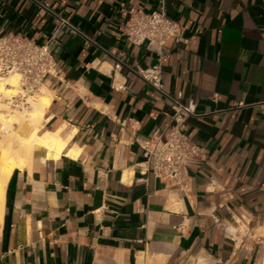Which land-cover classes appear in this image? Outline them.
<instances>
[{
  "label": "crops",
  "instance_id": "crops-1",
  "mask_svg": "<svg viewBox=\"0 0 264 264\" xmlns=\"http://www.w3.org/2000/svg\"><path fill=\"white\" fill-rule=\"evenodd\" d=\"M162 4L187 40L167 43L165 91L195 106L182 131L207 153L187 194L138 144L170 127L172 102L135 73L157 55L124 30ZM61 19L80 33L53 38ZM0 30L50 46L42 131L70 139L11 176L0 264H264V0H0Z\"/></svg>",
  "mask_w": 264,
  "mask_h": 264
},
{
  "label": "built area",
  "instance_id": "built-area-1",
  "mask_svg": "<svg viewBox=\"0 0 264 264\" xmlns=\"http://www.w3.org/2000/svg\"><path fill=\"white\" fill-rule=\"evenodd\" d=\"M63 27L80 33L67 20L61 19L53 38L60 36ZM124 34L131 44L146 45L149 51L157 55L155 65L147 69L138 68L135 73L172 102L170 127L155 133L151 138L139 141L138 144L155 178L164 180L187 194L192 184L189 170L192 166L201 165L206 161L207 153L204 148L192 144L182 131L188 119L195 117V106L171 98L165 91L162 78V61L167 55L165 52L167 43L171 39L187 42L184 29L180 23L168 17L162 4L152 13L131 9ZM60 73L56 57L48 44L40 45L25 36L4 34L0 30V78L12 75L19 78L18 87L9 98H6L10 109L19 112L29 111L41 94L46 80L49 77H58ZM258 105L264 113V102Z\"/></svg>",
  "mask_w": 264,
  "mask_h": 264
},
{
  "label": "bare ground",
  "instance_id": "bare-ground-1",
  "mask_svg": "<svg viewBox=\"0 0 264 264\" xmlns=\"http://www.w3.org/2000/svg\"><path fill=\"white\" fill-rule=\"evenodd\" d=\"M19 85V78L12 75L0 78V223L3 220L7 184L16 170L30 167L36 149H44L50 159H58L69 145L70 139H64L61 130L57 132L42 131L45 114L51 105V98L45 88L26 112H8L9 98ZM22 122L33 130L28 136L19 134L15 128ZM77 148L69 156L77 157Z\"/></svg>",
  "mask_w": 264,
  "mask_h": 264
},
{
  "label": "rangeland",
  "instance_id": "rangeland-1",
  "mask_svg": "<svg viewBox=\"0 0 264 264\" xmlns=\"http://www.w3.org/2000/svg\"><path fill=\"white\" fill-rule=\"evenodd\" d=\"M8 96H9V95H8ZM8 96H6V98H7ZM6 98H4V99H6ZM13 111H14V112H19V111H17V110L15 111V110H12V109H9L8 112H13Z\"/></svg>",
  "mask_w": 264,
  "mask_h": 264
}]
</instances>
